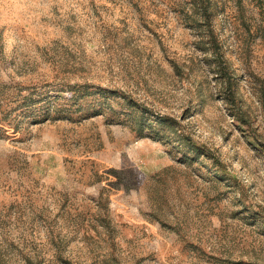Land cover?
Returning a JSON list of instances; mask_svg holds the SVG:
<instances>
[{
  "label": "rangeland",
  "instance_id": "1",
  "mask_svg": "<svg viewBox=\"0 0 264 264\" xmlns=\"http://www.w3.org/2000/svg\"><path fill=\"white\" fill-rule=\"evenodd\" d=\"M108 255L264 264V0H0V264Z\"/></svg>",
  "mask_w": 264,
  "mask_h": 264
},
{
  "label": "trees",
  "instance_id": "2",
  "mask_svg": "<svg viewBox=\"0 0 264 264\" xmlns=\"http://www.w3.org/2000/svg\"><path fill=\"white\" fill-rule=\"evenodd\" d=\"M204 10V13L207 12V9L208 7L207 6H204L202 7ZM209 25V24H208ZM218 49H219V43L217 42L216 43V51L218 52ZM220 56H221V60H225L221 53H220ZM218 71H219V74H223V76L227 75V66H222L221 68H218ZM229 77V75L227 76ZM90 86L88 85H80V86H72L70 87V90L72 92L71 96L69 99H67V104L68 106H75L76 108V111L78 110H82L84 108V103L85 102H88L87 100H84V101H81L83 98H85L86 96H90L92 93H95V94H102V96L104 97L103 100H107L106 97L108 96H112V95H117L119 94L120 97H122V101H116L117 99H114L112 98L113 101H116V103H125L127 105L126 108H122L121 110V113L124 114V116H128L127 119L129 118V121H131L132 123V126L134 129L137 130V132L140 134V135H143V132L145 130V128H151L150 126V121L148 120V117L145 116V113H146V110L144 107H142L141 105V108H140V114L136 111H134V108L135 106L137 105V103L131 99L130 97H128L127 95H124L123 93H120V92H117V91H107V89L105 88H96L94 90H89ZM83 91V92H82ZM103 103V102H102ZM92 106V111H93V114H98V111L101 110V107L99 105V107H97V105H95V100H93V102H90V104H88V108ZM139 107V105H138ZM97 108H99L98 110H96ZM130 108L131 111L128 109ZM85 110V109H84ZM89 110V109H87ZM58 111H61V109L57 110V108L55 109L54 113L55 114H59ZM113 111V110H112ZM115 115V112L113 111L112 112V118H114L113 116ZM60 118V117H58ZM122 122L126 121L125 118L123 119H120ZM170 120V118H168L167 116H163L159 119V121H157V123L159 122V124L161 125H166L167 122ZM172 127L169 128H166L165 131L167 130H171ZM167 138V137H166ZM193 149H198L200 150L199 146H195L193 147ZM203 153V152H202ZM188 158V155H183V159L184 160H187ZM103 264H122L116 257L112 256V255H108L105 257V259L103 260ZM224 264H257L255 262H252V261H247V260H229V259H225L224 260Z\"/></svg>",
  "mask_w": 264,
  "mask_h": 264
}]
</instances>
